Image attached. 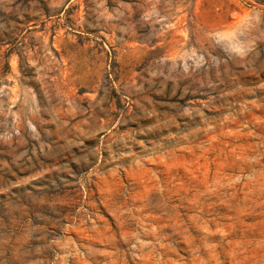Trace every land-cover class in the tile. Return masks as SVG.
<instances>
[{
    "label": "rangeland",
    "instance_id": "rangeland-1",
    "mask_svg": "<svg viewBox=\"0 0 264 264\" xmlns=\"http://www.w3.org/2000/svg\"><path fill=\"white\" fill-rule=\"evenodd\" d=\"M0 264H264V0H0Z\"/></svg>",
    "mask_w": 264,
    "mask_h": 264
}]
</instances>
